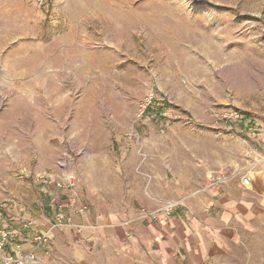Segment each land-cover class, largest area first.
Masks as SVG:
<instances>
[{"label": "rangeland", "instance_id": "obj_1", "mask_svg": "<svg viewBox=\"0 0 264 264\" xmlns=\"http://www.w3.org/2000/svg\"><path fill=\"white\" fill-rule=\"evenodd\" d=\"M251 122L264 150V0H0V237L42 235L66 171L104 214L207 207L264 177ZM262 189L201 264H264Z\"/></svg>", "mask_w": 264, "mask_h": 264}, {"label": "crops", "instance_id": "obj_2", "mask_svg": "<svg viewBox=\"0 0 264 264\" xmlns=\"http://www.w3.org/2000/svg\"><path fill=\"white\" fill-rule=\"evenodd\" d=\"M250 129L262 153L259 155H263L261 128L251 122ZM255 172L256 177L259 171ZM255 177L249 187L239 179L234 192L217 185L207 207L176 205L157 218L145 216L142 209L155 210L145 203L123 216L104 214L86 205L73 206L69 189L52 182L49 198L58 212L55 217L41 219L42 235H48V240H40L42 235L29 237L18 229L2 231L9 234L6 248L13 254L33 252L36 260L32 264H201L208 258L210 244H217L228 232L227 220L234 218L242 226L253 216L257 202L253 191L264 187V177ZM257 193L264 204V190ZM58 213L65 216L63 223L57 222Z\"/></svg>", "mask_w": 264, "mask_h": 264}, {"label": "built area", "instance_id": "obj_3", "mask_svg": "<svg viewBox=\"0 0 264 264\" xmlns=\"http://www.w3.org/2000/svg\"><path fill=\"white\" fill-rule=\"evenodd\" d=\"M152 96H149L147 98L146 104H145V109L147 110L149 105L151 104ZM218 119L220 120L221 124L225 129L229 130H237L240 128V124L244 122V116L240 113L238 109H226L222 111L218 115ZM259 149L257 145L253 144L247 149V154L249 156H256L259 155ZM260 158L258 157V160L264 159L262 155H259ZM256 161V160H255ZM254 161V163H255ZM257 162V161H256ZM76 180L77 177L73 171H66L62 176L57 177L55 180V184L57 187L61 188H68L72 190L70 199H71V204L75 206L77 204L76 201V195L73 190L76 188ZM241 182L244 186L249 187L252 183L251 177L248 174H245L241 178ZM176 205L174 203H170L169 205H166L164 208L165 212L170 213ZM160 212H152V213H147L145 212L146 217H151V218H157ZM57 219L59 220V223H63L65 220V216L62 215L61 213H58ZM40 240L42 241H47L48 240V235H42L39 237ZM9 241V237L7 233H3L0 238V257L3 260L5 264H32L33 261L36 260L34 253L30 252L27 254L23 253H18V254H13L12 252L7 250V243Z\"/></svg>", "mask_w": 264, "mask_h": 264}, {"label": "trees", "instance_id": "obj_4", "mask_svg": "<svg viewBox=\"0 0 264 264\" xmlns=\"http://www.w3.org/2000/svg\"><path fill=\"white\" fill-rule=\"evenodd\" d=\"M150 109H151V107H148V109L146 111V112H148V114H150Z\"/></svg>", "mask_w": 264, "mask_h": 264}]
</instances>
